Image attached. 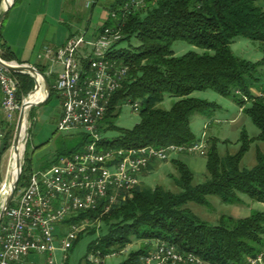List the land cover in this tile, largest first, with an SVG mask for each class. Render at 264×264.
<instances>
[{
  "label": "trees",
  "instance_id": "1",
  "mask_svg": "<svg viewBox=\"0 0 264 264\" xmlns=\"http://www.w3.org/2000/svg\"><path fill=\"white\" fill-rule=\"evenodd\" d=\"M127 1L115 0L109 8L106 23L98 30L121 28L123 39L111 48V55L129 67L127 77L101 119L102 134L108 131L118 133L112 140L104 137L103 148H159L197 141L191 127L192 118L196 114L210 116L219 108L216 103L193 97L194 93L204 91H213L234 100L260 133L250 138L243 130L239 151L225 157L219 154V141L208 139V151L204 157L209 180L204 184L194 185V173L190 167L182 160L173 159L179 174L175 183L180 193L141 185L108 214L101 216L99 211L81 213L67 223L101 222L102 234L89 244L87 257L94 252L105 258L126 248L133 240L143 242L119 264H141L142 257L152 250L154 242L175 245L180 253L194 254L207 264H247L261 254L264 263V212L254 211L241 219L222 216L218 224L212 226L185 208L189 203L208 207L211 196L235 205L243 203L241 196L244 195L264 205V150L256 149L253 168L241 167L251 145L264 143V85L258 87L264 57L254 63L237 57L231 49L233 40L238 37L264 45V10L258 5L262 0H152L144 8L125 13L122 9ZM17 2L15 0L14 5ZM113 12L117 14L114 22ZM133 39L138 41L137 46L131 44ZM179 41L207 52L203 55L190 52L176 57L172 48ZM124 42L129 46L120 48ZM262 50L264 53V47ZM0 57L8 62L16 61L12 49L2 43L1 28ZM37 68L44 74V68ZM13 75L19 81L20 103L34 90L35 82L29 75ZM48 81L51 96L47 104L57 94L56 81L50 78ZM255 88L258 95L253 92ZM167 95L177 101L170 110L158 108ZM124 104L139 105L140 122L132 129L116 126ZM34 110L31 109L30 119L35 117ZM9 137L3 139L7 150ZM91 142L86 134L81 133L72 149L58 151L55 158L40 169H49L58 158L71 156ZM26 159L29 165L23 166L16 194L27 186L35 171L31 160ZM84 234L96 236L97 228L82 231L72 249Z\"/></svg>",
  "mask_w": 264,
  "mask_h": 264
},
{
  "label": "built area",
  "instance_id": "2",
  "mask_svg": "<svg viewBox=\"0 0 264 264\" xmlns=\"http://www.w3.org/2000/svg\"><path fill=\"white\" fill-rule=\"evenodd\" d=\"M148 1L152 0H128L122 10L128 13L144 8ZM111 17L117 19V14L113 12ZM122 39L119 26L106 27L90 38L86 34L70 37L63 46L47 47L39 55L63 67L54 85L62 105L57 130H80L92 142L30 176L0 225V264H18L32 254L45 256L48 264H57L56 253L66 255L89 223L85 220L68 224V220L81 213L108 214L142 185V178L155 163L169 162L181 155L207 154L205 135L190 144L159 148L101 146V119L129 72L126 64L111 55V48ZM0 88L6 120L13 122L20 111L19 81L1 65ZM134 109L138 111L139 105L135 104ZM3 139L4 134H0V145ZM5 187L4 184L2 195ZM65 255L63 261L67 259ZM141 264L207 263L194 254L180 253L175 245L157 242L142 257ZM247 264H264L263 255Z\"/></svg>",
  "mask_w": 264,
  "mask_h": 264
},
{
  "label": "rangeland",
  "instance_id": "3",
  "mask_svg": "<svg viewBox=\"0 0 264 264\" xmlns=\"http://www.w3.org/2000/svg\"><path fill=\"white\" fill-rule=\"evenodd\" d=\"M63 0H18L16 5L12 6L1 27L2 43H6L17 57L22 58L26 55H36L41 51L45 38L48 33L50 24H53V17L57 15L58 10L61 8ZM15 2V0H14ZM68 2H70L68 0ZM104 3V2H103ZM259 7L264 10V0L258 3ZM41 8V9H40ZM80 14L74 13L72 17H79V20L69 21L72 23L74 29H84L86 20L90 16L91 9L81 7ZM108 9V6L107 8ZM2 7H0V16ZM103 8L98 7L95 10L91 30H89L88 38L93 32L102 26L103 20L101 19ZM71 14L66 13L64 18L70 17ZM114 22V19H112ZM68 23V22H66ZM133 46L138 45V41L132 40ZM129 43L124 42L120 48H127ZM263 43L253 41L248 38L238 37L233 40L231 49L233 53L247 61L258 62L264 57ZM176 57L183 56L190 52H195L199 55L205 54L207 51L199 47L190 45L186 42L179 41L173 45L172 48ZM209 53H213L210 51ZM34 59V58H33ZM55 69V68H54ZM260 80L258 87L264 85V67L260 68ZM257 91L256 88L254 92ZM256 93V92H255ZM258 95V93H257ZM193 97L208 102L216 103L219 108L210 116L196 114L191 120V127L194 134L200 138L203 132L207 133V138L217 139L218 151L221 157L236 154L241 146L240 137L243 130H246L250 138H255L259 135V129L254 125L252 120L241 111V108L232 99L222 97L213 91L196 92ZM177 100L167 95L164 101L157 107L163 110H170ZM59 99H53L50 103L36 107V116L38 117L35 122L29 119L30 110L27 112V131L24 139L25 149L21 162L23 166L28 164L26 158L31 160L30 164L34 170H39L43 165L50 162L60 150H70L78 142L80 130H73L71 132H61L57 130V117L56 113L59 107ZM19 113L13 122H6L4 128L5 136H10V147L3 154L0 159V209L5 197L2 195L1 190L6 182L10 184V178L7 177L9 165L11 161L13 142L16 134V127ZM140 122L139 112L134 109L131 104H124L121 106V114L116 120V126L123 129H132ZM211 122L208 129L205 130V123ZM118 136L116 131H108L103 133V137L112 140ZM206 138V139H207ZM208 140V139H207ZM261 148L264 150V143L255 142L251 145L250 151L245 155L241 163V167L251 169L256 165V149ZM203 163H207L205 157H201ZM185 161H188L185 159ZM165 164V162L142 178V187L155 189L161 187L166 191L174 194L180 193V188L175 183V178L179 176L177 168L173 161ZM194 173V185L204 184L209 180V174L206 168L197 167L190 168ZM21 192V191H20ZM18 192L16 196L20 194ZM243 199L242 204L228 205L221 201L220 198L211 196L209 201L210 206H201L195 203H189L185 208L191 210L203 222L209 225H217L220 217H234L235 219L248 217L252 212H264V205L255 202L246 196H241ZM1 211V210H0ZM85 231L88 228H97V235L91 236L84 234L75 247L68 251L66 255L60 251L56 253L57 264H119L132 251L138 250L142 241L133 240L126 248L116 250L114 253L103 258L99 253L92 252L87 255L89 244L97 237L101 236L102 224L100 221L89 222L84 225ZM157 242L152 244V248L156 246ZM67 259L63 261V256ZM18 264H48L45 256L32 254Z\"/></svg>",
  "mask_w": 264,
  "mask_h": 264
},
{
  "label": "crops",
  "instance_id": "4",
  "mask_svg": "<svg viewBox=\"0 0 264 264\" xmlns=\"http://www.w3.org/2000/svg\"><path fill=\"white\" fill-rule=\"evenodd\" d=\"M69 1L70 2H68V0L62 1L63 3L61 4V8L58 10L57 15L55 17H53V19H52L53 24H50L47 36H46L45 41H44V44L42 45L41 51L36 55V57H34L32 54V55H26V56H23L22 58H19L15 54L16 55V61H13V62H17V63L22 62L23 64H29V65L35 66L36 68H37V66H40V67L45 69L44 75L47 78V80H48V78H50L51 80L56 81L59 77V74L63 71V67L60 64L50 63L47 59H40L39 55L47 47L54 49V48H59V47L63 46L70 37H73L75 35L77 36V35L86 34V36L88 37V34H89L88 32L92 28L91 25L93 22V17H94L96 8H98V7L103 8V13L101 16V19L103 20V24H102V26H103L108 19L109 8L115 2V0H69ZM39 3H40V6L43 5L42 0H40ZM107 6H108V9H106ZM81 7H85L86 9L87 8L91 9L90 16L86 20V26L84 29H80V28L74 29L72 23H70L69 21L71 20V18L73 19V21L79 20V17H72V16H74L73 15L74 13L80 14V11L82 10ZM66 13L71 14V15H70V17L68 16V18L65 19L64 16ZM66 22H68V23H66ZM101 27L97 28L90 37L95 35ZM253 92H254V90H253ZM255 92H254V94L258 93L257 91H255ZM57 98L59 99V102H60L57 113H56L57 123H58V120L60 119L61 114H62V105H61V98L58 94H56L55 99H57ZM2 99H3V95H2L1 88H0V134L5 135L4 128L6 126L7 120H6V116H5L3 109H2ZM34 111H35V117L33 119H31L32 122H35L38 118L36 116V114H37L36 108ZM241 111H242V109H241ZM30 112H31V110H30ZM29 119H30V117H29ZM57 123H56V125H57ZM208 123L209 122L205 123V130L208 129L210 126V125H207ZM204 135L207 136V133L203 132L202 137ZM202 137H200L198 139H201ZM207 139H210V138H207ZM175 159L184 161L190 168H192L194 170L197 167H202V166L204 167V165H206V162L203 163L200 156L181 155ZM185 159L188 161H185ZM168 163H171V162H165V164H168ZM162 164L163 163L153 164L150 167L149 171L145 174V176L154 172V170L156 168H159Z\"/></svg>",
  "mask_w": 264,
  "mask_h": 264
},
{
  "label": "water",
  "instance_id": "5",
  "mask_svg": "<svg viewBox=\"0 0 264 264\" xmlns=\"http://www.w3.org/2000/svg\"><path fill=\"white\" fill-rule=\"evenodd\" d=\"M8 0H3L2 2V13L0 16V28L2 27V24L5 20L6 15L8 14L9 10L11 7L14 5V0H12V3L9 5H6ZM0 65L4 67L6 70L11 72L12 74H24V75H29L31 78H33L35 82V87L32 92L28 94L27 97H25L21 102H20V111H19V117L17 121V127H16V134L13 142V150L15 153L18 152V145L21 139V133L22 129L27 123V112L29 109L40 107L44 104H47V102L50 99L51 96V85L45 75L35 66L29 65V64H18L17 62H8L3 60L0 57ZM39 77L42 78V82L39 81ZM42 89L45 94V98L43 101H40L38 103H32L30 104L27 99L30 98L31 95L35 94L38 90ZM7 151V146L5 142H2L0 145V159L2 158L3 154ZM16 177L12 181L10 180V188L9 191L3 200V203L1 205V211H0V225L2 224L7 210L10 208V206L13 203V200L16 195V191L19 185V181L22 175L23 171V164L21 162V158L19 157L16 160Z\"/></svg>",
  "mask_w": 264,
  "mask_h": 264
},
{
  "label": "bare ground",
  "instance_id": "6",
  "mask_svg": "<svg viewBox=\"0 0 264 264\" xmlns=\"http://www.w3.org/2000/svg\"><path fill=\"white\" fill-rule=\"evenodd\" d=\"M12 3V0H8L6 5H9ZM39 81L42 82V78L39 77ZM45 98V94L44 91L42 89L38 90L35 94L31 95L29 99H27V101L32 104V103H38L40 101H43ZM26 131H27V123H25L23 129H22V133H21V139L18 145V152L19 153H15V151H12V156H11V161H10V165H9V170H8V175L7 177L10 178V180L12 181V179L14 180V178L16 177V160L20 157L22 158L23 156V152L25 149V145H24V139L26 136ZM5 188L3 191V195L5 196L6 193H8L9 191V186L8 183L6 182L5 184Z\"/></svg>",
  "mask_w": 264,
  "mask_h": 264
}]
</instances>
